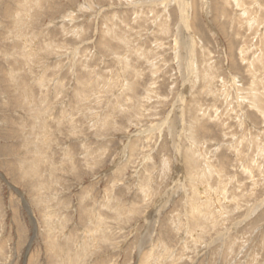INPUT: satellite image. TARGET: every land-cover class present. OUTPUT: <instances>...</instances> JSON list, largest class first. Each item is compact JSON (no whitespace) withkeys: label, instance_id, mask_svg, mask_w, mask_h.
I'll list each match as a JSON object with an SVG mask.
<instances>
[{"label":"rangeland","instance_id":"1","mask_svg":"<svg viewBox=\"0 0 264 264\" xmlns=\"http://www.w3.org/2000/svg\"><path fill=\"white\" fill-rule=\"evenodd\" d=\"M0 264H264V0H0Z\"/></svg>","mask_w":264,"mask_h":264},{"label":"bare ground","instance_id":"2","mask_svg":"<svg viewBox=\"0 0 264 264\" xmlns=\"http://www.w3.org/2000/svg\"><path fill=\"white\" fill-rule=\"evenodd\" d=\"M180 1H182V0H180ZM183 3V2H182ZM185 11V10H184ZM183 14V13H182ZM185 15V14H184ZM187 33H188V31H186ZM185 93V92H184ZM97 220V219H96ZM143 241V240H142ZM139 249V248H138ZM80 259V258H79ZM139 260V259H138Z\"/></svg>","mask_w":264,"mask_h":264}]
</instances>
